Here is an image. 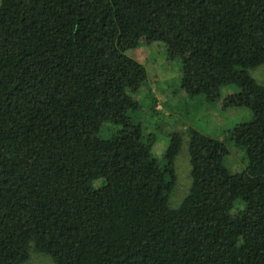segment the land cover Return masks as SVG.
Wrapping results in <instances>:
<instances>
[{"label": "trees", "instance_id": "16d2710c", "mask_svg": "<svg viewBox=\"0 0 264 264\" xmlns=\"http://www.w3.org/2000/svg\"><path fill=\"white\" fill-rule=\"evenodd\" d=\"M153 42L190 97L252 112L227 141L190 131L177 206L181 135L159 156L135 120L148 74L127 51ZM261 65L264 0H1L0 264L32 247L55 264H264Z\"/></svg>", "mask_w": 264, "mask_h": 264}, {"label": "rangeland", "instance_id": "374dc122", "mask_svg": "<svg viewBox=\"0 0 264 264\" xmlns=\"http://www.w3.org/2000/svg\"><path fill=\"white\" fill-rule=\"evenodd\" d=\"M1 4V0H0ZM127 54L142 63L148 74L147 82L135 94L141 105L135 120L142 122L145 135L153 134L157 142L154 151L162 155L173 133L182 138L180 152L175 159L177 181L171 195L172 206H177L187 195L191 186V164L188 151L189 135L192 129L223 141L234 126L252 117L248 108L222 109L219 104L209 105L203 95L190 97L180 89V61H170L161 42L142 43L127 51ZM250 74L264 84V65L250 70ZM236 91L225 87L223 93ZM225 165L233 172L246 165L244 153L230 146ZM173 208V207H172ZM24 264H55L52 256L31 248L30 257Z\"/></svg>", "mask_w": 264, "mask_h": 264}]
</instances>
